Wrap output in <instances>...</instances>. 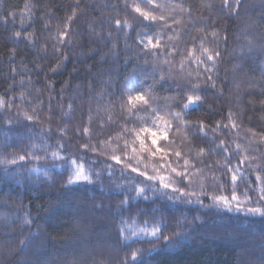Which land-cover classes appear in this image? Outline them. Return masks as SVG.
Wrapping results in <instances>:
<instances>
[{
    "label": "trees",
    "instance_id": "1",
    "mask_svg": "<svg viewBox=\"0 0 264 264\" xmlns=\"http://www.w3.org/2000/svg\"><path fill=\"white\" fill-rule=\"evenodd\" d=\"M136 2L144 7L143 0ZM158 2L176 6L164 14L182 20L183 41L191 45L193 38L207 35L205 44L212 42L221 53L213 76L216 88L208 87L199 110L188 116L194 125L204 120L209 134L198 138L193 126L187 139L182 131L171 145L173 153L182 150L205 161L198 165L202 172L192 170L188 187L199 193L203 184L210 195L216 194L212 177L226 178L218 170L224 159L222 153L209 150L219 141L231 149L238 143L249 153L264 156V0H243L239 15L221 13L222 0ZM127 3L128 7L125 0H0V98L6 102L0 106V161L40 145H46L49 154L47 160L0 164V264H120L136 248L143 249L145 264H264V218L169 201L151 190L145 201L121 175V165H114L108 175L107 165L114 164L110 153L115 149L119 154L121 94L131 86L150 87L163 108L178 104L185 86L183 80L161 81L151 57L145 63L138 34L155 33L161 25L144 21L130 6L132 0ZM9 13L15 19L8 15L4 23ZM117 19L127 20L131 27L117 34ZM213 30L218 32L215 40ZM17 31L19 39L14 36ZM63 33L67 35L61 41ZM170 96L176 99L167 100ZM229 113L236 129L231 128ZM218 122L221 131L211 132ZM84 143L100 151L84 152ZM58 144L64 145L61 155L70 159H51ZM199 147L206 150L203 157H196ZM138 158L149 174L174 176L160 169L159 156L145 153ZM71 159L84 163L93 176L99 172V179L94 176L92 184L67 186L74 171ZM167 163L175 164L176 157L169 156ZM249 179L255 181V176ZM238 183L236 195L243 199L248 186ZM258 192L253 183L249 190L253 202ZM222 194L230 196L231 188L226 185ZM201 199L211 203L207 197ZM26 214L29 225L23 222ZM122 220L137 226L145 221L166 225L164 234L175 240L174 230H179L182 243L168 247L162 240L128 241L131 247H125L118 232ZM30 235L35 239L22 248L20 241Z\"/></svg>",
    "mask_w": 264,
    "mask_h": 264
},
{
    "label": "snow or ice",
    "instance_id": "2",
    "mask_svg": "<svg viewBox=\"0 0 264 264\" xmlns=\"http://www.w3.org/2000/svg\"><path fill=\"white\" fill-rule=\"evenodd\" d=\"M144 7L136 0H132V9L150 24H159L161 27L155 33H142L138 34V44L140 45L141 52L145 56V63L147 57H151L154 61L153 71H159L160 80L172 78L176 80H183L185 86L181 89L182 99L175 106L165 104L163 108L158 106L156 97L152 94V89L149 87L147 90L137 89L135 86L128 88L127 92L121 94V120L120 132L117 136V143L119 147V154L114 149L110 153V159L114 162L112 165H107L106 171L109 176L112 174L114 165H121V175L132 182V187L136 191L137 197H142L145 201L149 199L147 190H151L153 194L159 193L161 197H166L169 201H183L189 204H198L202 208H215L218 213H244L245 216H260L264 218V156H257L249 153L246 148H242L240 144H236L235 149H231L224 140L216 144L215 149H210L212 153H222L224 164L218 169L225 179H219L213 175L212 180L217 188L216 194H209L205 185H201L200 192L191 190L188 185L191 184L192 170L202 172L198 167L199 164H205L203 159H197L186 156L182 150H176L174 153L171 150V145L176 143L175 136L180 132H185V139L188 138V132L193 126L197 128L198 138H202L209 134V126L204 120L195 122V125L188 116L191 112L199 110V105L204 102L207 88H216V81L213 76L216 74V66L219 62L221 53L218 46H213L212 42L205 44L207 35L193 38L191 45L181 39L182 20L177 19L175 16L169 18L164 12L169 7L175 9V5L161 4L158 0H143ZM125 6L128 7L127 0ZM151 6V7H149ZM243 6V0H222L221 13L227 12L229 15H239V10ZM180 11L183 12L184 8L180 6ZM75 14V13H74ZM12 15L15 19L14 13L5 15L4 23H8L7 16ZM112 21H108L109 27ZM117 34L124 32V30L131 27L127 20L121 21L119 19L114 21ZM168 29L165 32L163 29ZM126 34V32H125ZM66 33L60 34L62 41ZM214 40L218 37V32L213 30L211 33ZM14 36L19 39L21 32L17 31ZM111 37V33H109ZM28 38V34H25ZM225 39L227 37L225 36ZM176 41H181L178 44ZM183 44V47L181 46ZM251 47V44L248 45ZM59 50V49H57ZM177 57L179 59L177 60ZM67 59V57H65ZM168 65L167 69L162 68L160 65ZM194 66V67H193ZM60 67V65H57ZM52 71H56L53 68ZM203 85V87H202ZM179 86V85H177ZM175 97H167V100L174 101ZM5 101L0 98V106L5 105ZM126 113V115H125ZM29 121L33 119L31 116L26 115ZM113 119L110 117V120ZM229 122L232 129L237 128L235 121L231 119L229 113ZM229 125H224L228 128ZM221 131L219 122L211 132ZM85 135L89 134V128L83 129ZM170 133L172 137L170 139ZM66 134L65 130H60V136ZM255 135V133H253ZM123 140V145H119V141ZM163 141L164 143H161ZM131 145V155L129 154V147ZM84 152L92 151L99 152L100 150L95 146L88 143L81 145ZM64 149L63 144L57 145V151L51 152V159H70L61 155ZM147 154L150 157L160 158V169L165 172L173 173L172 175H161L157 172L156 175L149 174L146 169L140 167L139 156ZM206 150L199 147L196 152V157H203ZM176 157V163H167L169 156ZM49 159L48 147L46 145L33 146L29 151L24 152L18 156H12L9 159L0 161V164L16 165L18 162L27 160L40 161L41 159ZM136 160V163H132ZM183 160V164L179 163ZM235 160V163L233 162ZM71 164L74 166V171L68 177L67 186L71 187L80 182H87L92 184L95 179H99L100 173H91V170H86L84 163H78L76 159H71ZM23 166V165H21ZM211 168L212 165H206ZM38 171V169H33ZM252 175L255 176V181L249 179ZM143 179H140V178ZM230 178V184L229 179ZM240 181H243L248 187L244 192L243 199L237 195V189ZM255 183L259 188V192L253 202V197L249 195V190L252 189V184ZM139 185V187L137 186ZM228 185L231 188V195H224L223 189ZM201 197H207L211 203L206 204ZM122 204H128L125 199ZM200 217H195L194 220H199ZM24 224L29 225L32 223L26 214L24 217ZM121 227L118 228L119 236L124 242L125 247H131L128 241L135 243H148L156 244L158 241H164V245L168 247H175L177 244L182 243L179 239V230H174V235L177 239H173L171 235H165L166 225L161 226L158 223L149 225L145 221L143 226H137L135 221L129 223L128 221H121ZM135 238V239H133ZM33 236L20 241L21 247H28ZM155 251V249H152ZM73 264H78L73 261ZM120 264H145L143 249L136 248L120 262Z\"/></svg>",
    "mask_w": 264,
    "mask_h": 264
}]
</instances>
